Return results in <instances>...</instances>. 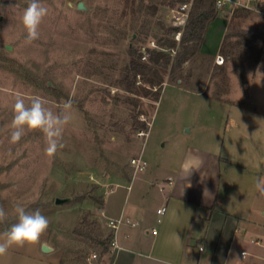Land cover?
I'll return each instance as SVG.
<instances>
[{
	"label": "rangeland",
	"instance_id": "374dc122",
	"mask_svg": "<svg viewBox=\"0 0 264 264\" xmlns=\"http://www.w3.org/2000/svg\"><path fill=\"white\" fill-rule=\"evenodd\" d=\"M239 1L252 8L220 9L206 26L202 47L183 63L181 74L189 85L183 78L172 80L169 68H158L163 78L159 94L137 75L131 95L122 89L126 67L136 58L128 46L147 52L146 58L147 49L159 48L154 35L162 26H174L169 13L178 0H41L49 14L31 44L25 43L21 19L30 0H0V205L8 213L0 229L17 221L14 207L21 204L49 218L48 241L56 248L54 255L60 254L59 264H126L119 260L122 252L115 257L110 245L101 252L97 243H83L75 228L83 221L110 231L107 217L118 210L127 186L136 188L142 177L152 193L148 203H154L158 185L174 175L185 151L199 147L220 156L219 209L232 215L243 210L254 226L232 239L230 264H260L264 196L255 183L264 178V13L260 0ZM78 2L85 9H77ZM154 5L155 12L148 13ZM236 9L239 16L233 15ZM225 23L230 41L239 39L234 34H247L258 55L226 58L219 51ZM175 33L179 48L182 34L178 39ZM217 53L224 58L222 69L214 62ZM146 58L139 60L146 63ZM18 94L26 104L32 97L44 98L54 113L71 100L72 118L54 156L45 154L39 131L26 130L18 143L9 142ZM139 130L145 135L138 136ZM138 155L145 168L135 173L130 161ZM56 198L65 200L56 203ZM214 215L211 227L217 228L223 216ZM207 245L202 251L190 246L191 258H209ZM77 248L81 257L73 252ZM91 253L97 258L90 261Z\"/></svg>",
	"mask_w": 264,
	"mask_h": 264
},
{
	"label": "crops",
	"instance_id": "0c3cea01",
	"mask_svg": "<svg viewBox=\"0 0 264 264\" xmlns=\"http://www.w3.org/2000/svg\"><path fill=\"white\" fill-rule=\"evenodd\" d=\"M226 25L225 23L220 36L222 38ZM205 41L206 38L202 43ZM189 156L197 158V169L190 175L184 170L186 158ZM221 178L218 153L189 147L174 175H167L165 182L158 185L154 203H148L152 193L145 187V177L140 179L139 185L134 189L128 185L118 210L113 216L107 217L129 220V223L121 224L116 232L115 239L120 248L114 249L113 255L116 257L122 252L118 257L126 264H206V260L207 264H230L228 250L232 239L238 233H250L254 226L249 214L243 210L232 215L219 209L218 189ZM163 206L166 208L165 212L157 215L156 209ZM214 211L223 216L217 228L211 227L215 218ZM158 217L161 218L159 222ZM152 228L156 229L155 234L152 233ZM6 230L0 229V234ZM48 237L47 230L36 245L11 247L6 255L0 256V264H59L60 254L54 255L56 248L48 241ZM205 241L210 244L207 245L211 249L209 258L198 257L193 260L189 252L190 246H196L198 251H202ZM42 243L50 245L52 251L43 252ZM260 244L261 242L256 245ZM257 257V261L264 264V256L257 254Z\"/></svg>",
	"mask_w": 264,
	"mask_h": 264
},
{
	"label": "trees",
	"instance_id": "16d2710c",
	"mask_svg": "<svg viewBox=\"0 0 264 264\" xmlns=\"http://www.w3.org/2000/svg\"><path fill=\"white\" fill-rule=\"evenodd\" d=\"M183 0H178L181 2ZM156 10L155 5L151 6L148 9V13L153 14ZM238 9L233 11V15L239 16L237 13ZM219 9L215 7V0H193L191 4V8L189 11V17L182 31L181 39H180V47L177 48V41L174 39L173 34L177 29L176 26L169 25L168 27L162 26L161 32L159 34L154 35V39L157 42L159 48H150L147 49L149 55L146 58V63L141 62L139 59L142 56L141 51H136L132 48L131 45L128 46L129 51H132L131 54H135V59L130 61V65L126 67L123 81H122V89H124L127 93L133 94L134 92V78L135 76H140L143 81L150 86L156 87V95L162 89L163 78L159 73L158 68H169V74L171 75L172 80H177L182 78L186 82V85L190 84V79L188 76H182L181 67L183 63L192 56L197 48H200L204 32L207 24L212 21L218 15ZM135 34V35H134ZM237 35L239 39L236 41H230L229 37L231 34L225 33L219 51L222 52L226 58L232 60L245 56L247 53H252L258 50L255 46L252 45V40L247 39V34H234ZM246 35V36H245ZM132 38L138 37V32H133L131 34ZM250 40V41H249ZM222 55V54H221ZM219 68H223L221 64H217ZM177 74L179 76H177ZM192 89H196L192 86ZM246 90V88H245ZM198 91L202 92V88L199 87ZM204 93V92H203ZM216 98L218 96L214 95ZM141 128H146V123H140ZM97 198V197H96ZM96 200V199H95ZM96 202L98 204L103 203V199L97 198ZM81 226L75 228V234L80 236L83 243L86 242H95L98 246L101 247L104 252L107 246L110 244V241L113 237V231H101L97 230L88 222L83 223L81 221ZM82 249H74L73 252L75 254H79V257L83 255ZM82 253V254H80ZM81 255V256H80Z\"/></svg>",
	"mask_w": 264,
	"mask_h": 264
},
{
	"label": "clouds",
	"instance_id": "9594fccd",
	"mask_svg": "<svg viewBox=\"0 0 264 264\" xmlns=\"http://www.w3.org/2000/svg\"><path fill=\"white\" fill-rule=\"evenodd\" d=\"M49 9L41 3V0H30L23 11L22 24L26 30L25 43L31 44L40 37L39 28ZM47 101L39 96L32 97L30 103L26 104L22 95H17L13 105V117L11 121L10 143H18L27 131H39L45 138V154L54 156L61 143L63 131L69 124L72 102L64 103L59 112H53L45 107ZM197 169V158L189 156L186 158L184 170L191 174ZM255 188L259 195L264 196V178H258ZM17 222L13 223L5 232L0 234V256L7 254L11 247L24 245H36L40 242L42 235L48 230L50 220L43 215L39 209L29 212L21 204L14 207ZM8 213L0 205V223L5 222ZM203 250V249H201Z\"/></svg>",
	"mask_w": 264,
	"mask_h": 264
},
{
	"label": "built area",
	"instance_id": "2783aa9c",
	"mask_svg": "<svg viewBox=\"0 0 264 264\" xmlns=\"http://www.w3.org/2000/svg\"><path fill=\"white\" fill-rule=\"evenodd\" d=\"M193 0H183L181 1L177 7H173L170 9V13H169V19L173 22V25L177 27L176 29V33H175V37L179 39L184 26L187 22V19L189 17V11L191 8V4H192ZM226 5H231V6H242L243 8H252L251 6L239 1V0H215V7L217 9H222L224 8V6ZM259 10L264 13V0H260L259 1ZM153 44V43H152ZM146 53L144 51V54L142 55V59L146 58ZM214 62L216 64H222L224 62V58L221 54H216L214 57ZM138 136H142L145 135V132L143 130H139L137 132ZM131 166L134 168L135 172L138 171H142L145 168V161L142 159L141 155H138L136 157H133L131 159ZM165 207H160L156 209V213L157 215H162L165 212ZM161 220L160 217L157 218V221L159 222ZM123 223H129L128 219H123L122 217H117V218H110L107 221V226L110 228V230L113 231V237L110 241V249L113 251L114 249H119L120 246L118 245L116 239H115V235L116 232L119 228V226ZM152 233L155 234L156 233V229L152 228ZM253 243L255 244H259L260 241L258 239H254L251 240ZM199 249H201V247H199ZM246 252L245 250H241L240 251V256L243 258L245 257ZM97 258V254L96 253H91L88 255V260H94ZM158 264H169V263H164V262H159Z\"/></svg>",
	"mask_w": 264,
	"mask_h": 264
},
{
	"label": "water",
	"instance_id": "95a60500",
	"mask_svg": "<svg viewBox=\"0 0 264 264\" xmlns=\"http://www.w3.org/2000/svg\"><path fill=\"white\" fill-rule=\"evenodd\" d=\"M76 7H77V9H85L83 2H78ZM4 47L8 50L12 49V46L8 45V44H5ZM55 200H56V203H60V202H63L65 199L56 198ZM52 249L53 248L50 245H48L47 243H42V245H41V250L43 252H50V251H52Z\"/></svg>",
	"mask_w": 264,
	"mask_h": 264
}]
</instances>
